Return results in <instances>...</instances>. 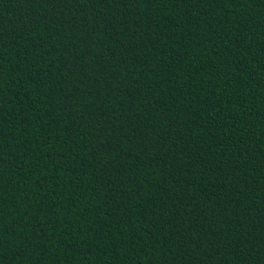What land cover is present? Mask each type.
I'll return each instance as SVG.
<instances>
[{
	"label": "trees",
	"instance_id": "obj_1",
	"mask_svg": "<svg viewBox=\"0 0 264 264\" xmlns=\"http://www.w3.org/2000/svg\"><path fill=\"white\" fill-rule=\"evenodd\" d=\"M0 264H264V0H0Z\"/></svg>",
	"mask_w": 264,
	"mask_h": 264
}]
</instances>
